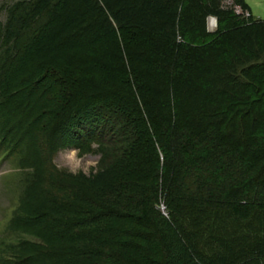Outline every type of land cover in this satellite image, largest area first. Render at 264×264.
I'll list each match as a JSON object with an SVG mask.
<instances>
[{"label": "trees", "instance_id": "1", "mask_svg": "<svg viewBox=\"0 0 264 264\" xmlns=\"http://www.w3.org/2000/svg\"><path fill=\"white\" fill-rule=\"evenodd\" d=\"M233 1L241 13L222 0H29L11 11L0 33L1 83L22 60L23 33L48 14L31 36L33 62L52 72L66 55L69 71L89 75L79 90L57 76L52 97L62 91L68 108L84 84L90 99L102 96L59 112V127L112 149L102 147L96 173L53 170L72 183L51 184L54 206L48 199L42 209L74 225L71 237L29 230L44 211L29 210L28 228L16 229L25 238L0 264H264V20ZM128 31L137 44L125 43ZM122 91L140 114L107 97ZM13 140L4 130L8 157L20 145Z\"/></svg>", "mask_w": 264, "mask_h": 264}, {"label": "rangeland", "instance_id": "2", "mask_svg": "<svg viewBox=\"0 0 264 264\" xmlns=\"http://www.w3.org/2000/svg\"><path fill=\"white\" fill-rule=\"evenodd\" d=\"M28 1L0 0V33L10 18L11 11L14 8L17 12L21 11ZM245 1L251 7L253 15L264 20V0ZM222 4L226 9L234 8L236 12H242L240 7L234 6L233 0H222ZM246 16L248 15L246 14ZM47 20L48 14H44L27 32L23 33L19 41V46H21L19 55L22 60L16 64L17 67L13 68V71L7 74L2 83L0 80V138L4 130H7V136L11 135L12 139H15L13 142L20 143L18 151L10 157L8 154L12 143L7 141L0 147V260H4V262L10 259L11 246L25 238L19 235L16 230L17 227L24 228L21 223L24 216L29 215L30 211L42 209L43 204L48 199L50 200V208H52L51 205L54 206L51 199H54L56 193L53 189L48 191L50 185L54 184L57 187L63 183L66 187L72 183L61 176H57L53 170L60 172V174L67 173L69 175H77L81 172L86 175L96 173L100 169L102 147L108 146L107 150L112 149V145H103L96 139L81 144L83 141L81 139L76 140L75 137L78 134L77 131L84 133V129L70 128L69 126L62 129V125L60 126L61 130L59 129V125L62 123H58L59 112L62 119L65 113L67 114L78 104L90 102V100L95 102L102 96L94 94L95 96L90 99L91 89L84 84L81 85L82 88L80 86L82 95L74 91L71 93L72 106L68 108L64 109L63 103H61L66 98L62 91H58L56 98L52 97L54 89L50 84L57 76L59 78L62 77L61 75L65 77L64 80L67 82L65 85L68 88L70 86V88L79 90L78 87H75L77 80L84 77L88 78L89 75L77 70L69 71L73 63L67 64L65 62L66 55L56 58L59 66L49 68V70L52 69V72L45 70L48 67L44 68L42 64L33 62L36 60L34 53L31 55L33 48H28L31 45V36L34 30L45 25ZM138 39L139 34L133 31H128L124 38L128 45L137 44ZM96 76L101 78L103 74L98 73ZM64 80L63 83H65ZM122 92H110L107 97L119 105L131 106L133 112L140 114L141 109L138 105L133 103L131 99L128 100L125 93ZM116 114H120V112ZM106 118H108L106 124L112 128L114 126L120 127L121 122L114 118L111 121V117L107 115L105 120ZM2 124H7L8 129L1 128ZM49 148H55V150L50 159V167L46 168L45 163ZM37 167L42 169L43 176L48 175L45 176L46 179H43V176L38 179V175L34 173ZM42 189H44V195ZM34 192L38 197L30 201ZM54 209H42L44 211L40 221L34 225H32L33 223L27 224L24 229L28 228L26 226L29 225L31 231L35 229L42 233L49 232L52 235H57L61 242H65L71 237L72 232L70 230L73 229L74 225L66 219H61L62 215L54 212ZM26 237L31 238L27 234Z\"/></svg>", "mask_w": 264, "mask_h": 264}, {"label": "built area", "instance_id": "3", "mask_svg": "<svg viewBox=\"0 0 264 264\" xmlns=\"http://www.w3.org/2000/svg\"><path fill=\"white\" fill-rule=\"evenodd\" d=\"M249 15V12H247ZM208 31L214 32L218 28V19L215 16H210L207 22Z\"/></svg>", "mask_w": 264, "mask_h": 264}, {"label": "crops", "instance_id": "4", "mask_svg": "<svg viewBox=\"0 0 264 264\" xmlns=\"http://www.w3.org/2000/svg\"><path fill=\"white\" fill-rule=\"evenodd\" d=\"M246 2V1H245ZM249 6V5H248ZM250 7V6H249ZM250 11L252 12V10H251V7H250ZM253 14V13H252ZM256 17V16H255ZM257 18H260V17H257Z\"/></svg>", "mask_w": 264, "mask_h": 264}]
</instances>
